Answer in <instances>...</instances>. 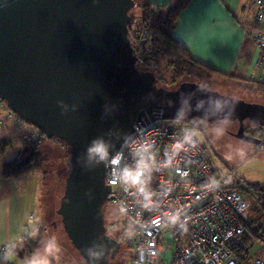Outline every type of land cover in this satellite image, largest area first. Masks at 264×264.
<instances>
[{
	"label": "water",
	"instance_id": "95a60500",
	"mask_svg": "<svg viewBox=\"0 0 264 264\" xmlns=\"http://www.w3.org/2000/svg\"><path fill=\"white\" fill-rule=\"evenodd\" d=\"M135 6L133 0H0V101L47 139L68 145L69 173L56 214L84 264H109L119 252L104 225V206L114 199L105 178L132 132L156 119H228L238 130L225 132L262 144L245 135L243 122L264 127L263 106L199 88L204 84L167 90L153 72L135 67L128 40ZM96 140L109 153L100 163L87 155ZM89 248L99 256H89Z\"/></svg>",
	"mask_w": 264,
	"mask_h": 264
},
{
	"label": "built area",
	"instance_id": "2783aa9c",
	"mask_svg": "<svg viewBox=\"0 0 264 264\" xmlns=\"http://www.w3.org/2000/svg\"><path fill=\"white\" fill-rule=\"evenodd\" d=\"M246 5L252 10L247 38L256 53L249 81L259 85L264 84V0ZM5 119L22 128L24 142L41 135L8 109ZM2 127L0 121V132ZM261 141L255 152L264 150V137ZM118 154L119 163L112 165ZM113 158L105 182L120 217L110 228L127 229L114 239L130 251L123 264H264L252 254L260 240L250 225V205L235 191L244 182L235 170L216 175L191 128L156 119L132 132ZM125 170L135 175L125 177ZM35 226L29 214L14 248ZM10 249L0 247V254Z\"/></svg>",
	"mask_w": 264,
	"mask_h": 264
},
{
	"label": "rangeland",
	"instance_id": "374dc122",
	"mask_svg": "<svg viewBox=\"0 0 264 264\" xmlns=\"http://www.w3.org/2000/svg\"><path fill=\"white\" fill-rule=\"evenodd\" d=\"M133 1L137 6L130 13L132 23L129 33L141 27L139 19L142 13L139 6L146 3L145 0ZM145 70L154 72L157 84L167 90H174L182 83L204 84L205 88L222 96L264 107V87L254 85L250 81L228 79L216 74H209L203 80L179 79L174 81L171 79V71L168 69L165 60L159 61L157 64L151 63ZM6 109L4 108V112ZM219 128H224L225 131L236 135L238 122L230 121L227 126L220 124V122L203 124L200 126L201 132H195L196 138L205 146L208 159L216 175L222 176L228 170H235L238 180L264 186V150L255 152L256 145L254 143L238 139L225 131L220 132L218 131ZM263 137L264 131H262L260 138ZM42 154L45 162L42 169L39 170L42 173V189L37 209L39 226H35L37 230L33 235L31 234L32 239L40 235V246L31 254L28 252L21 253L18 250L15 254L7 252L5 256L13 264H84L67 240L60 217L56 214L59 201L63 195L65 178L69 173L67 150L60 144L50 142L44 144ZM103 218L105 227L108 229L107 234L114 236L115 230H111L110 225L118 223L120 217L109 202L104 206ZM259 245H261L260 241L256 243L254 248ZM19 253L22 254L23 258L19 257ZM129 255L130 251L127 246L122 245L109 264L126 263Z\"/></svg>",
	"mask_w": 264,
	"mask_h": 264
},
{
	"label": "crops",
	"instance_id": "0c3cea01",
	"mask_svg": "<svg viewBox=\"0 0 264 264\" xmlns=\"http://www.w3.org/2000/svg\"><path fill=\"white\" fill-rule=\"evenodd\" d=\"M154 9L170 7L174 0H145ZM252 10L246 0H191L179 14L174 38L191 57L214 70L249 81L256 53L247 38ZM0 104V247L16 249V241L24 236L27 216L35 217L42 189V173L29 172L19 178H3L2 166L24 147L22 128L5 119ZM6 155V156H5ZM6 157V158H5ZM253 254L264 260V242ZM6 257V256H5Z\"/></svg>",
	"mask_w": 264,
	"mask_h": 264
},
{
	"label": "trees",
	"instance_id": "16d2710c",
	"mask_svg": "<svg viewBox=\"0 0 264 264\" xmlns=\"http://www.w3.org/2000/svg\"><path fill=\"white\" fill-rule=\"evenodd\" d=\"M190 1L174 0V3L165 9H154L147 3L142 6L140 5L139 8L142 14L139 21L141 27L131 33H129L132 23L130 16L131 23L128 28V40L133 55L136 58L135 67L139 71L144 72L151 63L157 64L159 61L165 60L168 69L171 71V79L174 81L179 79L203 80L209 74H216L228 79L240 81L241 79L234 75L222 74L194 60L188 50L174 38L177 18ZM259 85L264 87V84ZM176 122L182 126L191 128L194 133L201 132L200 126L206 124L199 120L188 119ZM50 142L65 147L69 156V147L67 144L59 139H47L41 134L37 139H29L24 142L23 149L12 160L3 164L2 177L19 178L29 172L41 170L45 162L42 147L44 144ZM235 191L248 201L251 211L250 225L254 230L255 236L261 242H264V186L261 184L244 183L242 186L237 185ZM36 230V228L33 230L32 235ZM125 233H127V229L121 228L115 231L114 236L111 235L110 237L117 239ZM32 235L30 234L24 237L21 245L11 251L14 254L18 250L21 253H33L36 248H39L41 237L37 235L35 239H32ZM0 264L13 263L5 257V254H0Z\"/></svg>",
	"mask_w": 264,
	"mask_h": 264
},
{
	"label": "clouds",
	"instance_id": "9594fccd",
	"mask_svg": "<svg viewBox=\"0 0 264 264\" xmlns=\"http://www.w3.org/2000/svg\"><path fill=\"white\" fill-rule=\"evenodd\" d=\"M199 88H201L202 90H207L206 88H204V86H200ZM209 103H213L212 101H209ZM203 102H201L200 105H198V107H202ZM214 108L215 110L219 111L222 108V105L220 103L219 100L214 102ZM230 123V121L228 119H225L223 121H220V124L227 126ZM218 131L223 132L224 128H219ZM87 155H88V159L89 160H93L96 159L97 163L103 162L105 161L108 156V148L107 146L100 140H96L92 142V145L87 149ZM120 161V155L118 154L115 158L112 159L111 163L112 165H117ZM135 174L129 172L128 170H125L124 172V176L125 177H131ZM138 179V177H137ZM139 182V181H138ZM87 253L89 254V256L92 257H98L99 254L94 252L91 248L86 249Z\"/></svg>",
	"mask_w": 264,
	"mask_h": 264
},
{
	"label": "flooded vegetation",
	"instance_id": "af4514ba",
	"mask_svg": "<svg viewBox=\"0 0 264 264\" xmlns=\"http://www.w3.org/2000/svg\"><path fill=\"white\" fill-rule=\"evenodd\" d=\"M213 124H216V123H213ZM243 129H244V133L246 136L253 138V139L261 140L260 136H261L262 131H264V127H260L258 124H256V122H253L249 119L244 120Z\"/></svg>",
	"mask_w": 264,
	"mask_h": 264
}]
</instances>
